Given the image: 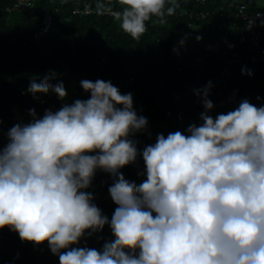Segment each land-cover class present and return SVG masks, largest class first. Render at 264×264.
I'll return each instance as SVG.
<instances>
[{
	"label": "clouds",
	"instance_id": "clouds-1",
	"mask_svg": "<svg viewBox=\"0 0 264 264\" xmlns=\"http://www.w3.org/2000/svg\"><path fill=\"white\" fill-rule=\"evenodd\" d=\"M118 2L125 7L113 14L135 40L152 17L164 23L180 6ZM97 9L111 11L103 3ZM242 74L253 75L246 68ZM57 77L50 71L32 79L27 92L64 100L63 81L52 83ZM80 86L90 98L46 109L42 117L30 109V122L8 130L0 147V229L34 245L47 242L59 264H264V106L239 97L237 108L214 117L209 81L194 90L202 123L159 133L140 150L134 137L151 133L133 94L101 79ZM140 157L145 169L138 175L146 179L137 184L121 169ZM98 170L113 180L111 220L87 191ZM106 225L113 240L100 250L79 246Z\"/></svg>",
	"mask_w": 264,
	"mask_h": 264
},
{
	"label": "trees",
	"instance_id": "trees-1",
	"mask_svg": "<svg viewBox=\"0 0 264 264\" xmlns=\"http://www.w3.org/2000/svg\"><path fill=\"white\" fill-rule=\"evenodd\" d=\"M17 1L31 2L35 11L30 15L7 12V8ZM237 1L177 0L180 6L176 10L188 15L167 16L164 23L152 17L146 22L147 31L135 40L121 29V21L113 16L125 7L118 0H0V147L7 144V132L12 126L31 121L30 109H35L37 116L42 117L46 109L55 112L64 103L86 100L90 98V93L81 88L80 81L101 79L111 81L122 94L131 92L138 115L148 119L151 135L138 133L134 137L139 141L140 150H143L145 145L155 142L159 133L167 136L169 132H183L191 123H202L195 119L196 112H203L204 108L194 92L201 88L198 85L184 86L183 80L209 82L213 74L226 65L232 52L237 53V58L227 81L229 88L238 98L242 97L241 100L248 99L257 107L264 106V63L251 50L231 45L225 31L216 28L219 21L197 16L199 12L216 15L221 13V9L231 15V5ZM242 1L249 5V12L259 11L255 7L257 0ZM84 2L89 3L93 13L74 15L73 11ZM99 3L111 11L106 10V15H102L97 9ZM41 9L50 11L53 20L49 32L35 39L34 34L42 25ZM192 29L204 32L210 40L220 36L225 38L223 48L209 50L219 55L209 79H195L189 66L201 58L184 57L177 47L176 34ZM260 31L264 58V28ZM177 68H181V72H177ZM245 68L253 75L242 74ZM50 71L58 74L52 83L63 81L68 96L61 100L50 92L47 95L37 94L38 98L34 99L27 92L30 81L37 79L39 82ZM209 99L215 105L209 113L214 117L234 110L241 101L233 100L229 105L227 100L219 101L214 95H210ZM143 169L144 164L141 169L139 165L132 164L125 166L121 172L126 179L139 184L142 176L138 173ZM112 182L109 174L98 170L87 190L93 193L94 202L109 220L117 207L112 199L107 198ZM113 239L111 229L106 225L102 232L82 239L79 246L100 250L105 241ZM0 264H59V257L51 253L47 242L34 245L21 241L18 233L5 227L0 229Z\"/></svg>",
	"mask_w": 264,
	"mask_h": 264
},
{
	"label": "built area",
	"instance_id": "built-area-1",
	"mask_svg": "<svg viewBox=\"0 0 264 264\" xmlns=\"http://www.w3.org/2000/svg\"><path fill=\"white\" fill-rule=\"evenodd\" d=\"M81 5V7L73 11L74 15L85 16L93 13V10L88 2H84ZM248 6L249 5L245 1L239 0L231 5V8L233 10L231 15L225 14L222 11L223 9H221V13H216V15H212L211 13L199 12L197 16L201 17V19H204L205 17H211L212 19L219 21L220 24H218L216 28L225 31V35L228 36V41L231 45H238V47L241 46L246 50H251L264 63L263 53L261 52L262 35L260 31L262 28H264V0H257L255 2V7L259 11L249 12ZM6 11H17L30 15L35 11V8L31 2L17 1L11 7L7 8ZM40 12L43 14V20L40 30L34 34L35 39L40 38L49 32L53 20L52 13L50 11L41 9ZM101 14L106 15V12H103ZM186 15H188L186 12H179L176 10L175 15H172V17L176 18ZM113 16L115 17L114 14ZM154 18L155 20L158 19L157 17ZM236 58L237 53L232 52L229 55V60L226 65L223 66L218 73L214 74V76L210 80L213 84V87L210 90V95H214L219 99V101L227 100V103L229 102V105L232 104L231 102L233 100L238 99V95L234 94L227 84L228 78L232 74L231 67L235 63ZM177 72H181V68H177ZM207 84L208 82L205 83V81L189 82L187 79L183 80L184 86L198 85L199 88H204L207 86ZM200 113V111H197L195 115V119L198 120V122H200ZM143 164L144 161L142 157H140L133 165H139V169H141L143 167ZM142 171H144V169ZM144 179H146V176L140 177L139 183H141Z\"/></svg>",
	"mask_w": 264,
	"mask_h": 264
},
{
	"label": "rangeland",
	"instance_id": "rangeland-1",
	"mask_svg": "<svg viewBox=\"0 0 264 264\" xmlns=\"http://www.w3.org/2000/svg\"><path fill=\"white\" fill-rule=\"evenodd\" d=\"M196 29H192L191 31L185 30L180 34H176L175 41L178 43L177 47L181 54H184V57L187 55L192 59H196L199 56L201 58L197 63H193L194 65L189 66V69L192 71V74L195 79H209L212 75L209 76V73L213 70L214 61L218 60L219 55L215 53H210V48H223L225 44V38L223 36L217 37L214 40L207 39L204 32H200ZM200 36L202 39L200 41L196 40V37ZM185 39V44L183 46L180 45V40ZM183 57V58H184ZM187 57V58H188ZM207 59L209 61H207ZM214 75V74H213ZM111 199L110 195L107 197Z\"/></svg>",
	"mask_w": 264,
	"mask_h": 264
}]
</instances>
